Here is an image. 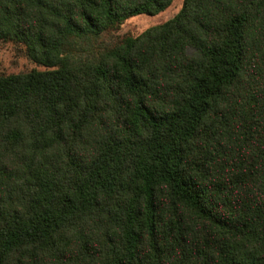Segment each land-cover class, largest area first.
I'll return each mask as SVG.
<instances>
[{"label":"trees","instance_id":"1","mask_svg":"<svg viewBox=\"0 0 264 264\" xmlns=\"http://www.w3.org/2000/svg\"><path fill=\"white\" fill-rule=\"evenodd\" d=\"M171 2L0 0V264H264V0Z\"/></svg>","mask_w":264,"mask_h":264},{"label":"rangeland","instance_id":"2","mask_svg":"<svg viewBox=\"0 0 264 264\" xmlns=\"http://www.w3.org/2000/svg\"><path fill=\"white\" fill-rule=\"evenodd\" d=\"M183 0H172L171 4L155 15L139 14L125 19L116 30L103 33L100 40L109 43L123 35L136 36L145 29L163 23L180 9ZM22 46L10 41L0 42V73L18 72L37 67L21 51ZM40 68V67H39Z\"/></svg>","mask_w":264,"mask_h":264}]
</instances>
